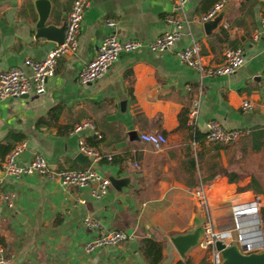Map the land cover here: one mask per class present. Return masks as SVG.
Wrapping results in <instances>:
<instances>
[{
    "label": "crops",
    "instance_id": "crops-1",
    "mask_svg": "<svg viewBox=\"0 0 264 264\" xmlns=\"http://www.w3.org/2000/svg\"><path fill=\"white\" fill-rule=\"evenodd\" d=\"M32 1L0 0V71L16 66L28 75L23 60H40L56 45L34 37L37 13ZM217 1L186 0L176 7L173 0H91L80 23L76 50L57 60L44 91L0 100V161L7 153L3 146L23 141L29 152L26 160L32 153L40 154L52 171L91 166L107 179H126L117 190L109 184L104 196L96 199L88 187L61 186L38 174L16 179L0 168V195L15 193L12 207L0 198V260L4 261L0 264H146L137 250L143 237L161 241L157 264L183 258L191 264H208V252L196 244L181 257L169 241L190 232L199 218L192 191L204 185L213 225L219 230L232 228L233 204L254 197L264 203L262 194L237 190L250 180L241 165L264 151V145L259 151L247 145L251 130L264 128V42L251 38L264 15V0H223L222 8L209 19L212 26L205 28L201 15ZM69 4L70 0H50L49 22L59 24ZM171 14H178L182 27L169 48L121 53L97 80L78 81L79 69L109 31L105 18L115 20L119 39L147 42L169 29L164 17ZM191 43L199 45L205 64H218L225 47L240 48L244 62L230 74L199 78L175 54ZM197 94L198 131L204 133L205 122L216 120L227 129H247V134L233 145L194 142L185 112ZM243 100L250 102L248 110L240 108ZM179 114L185 116L183 126ZM84 120L93 128L73 132ZM153 131L166 137L160 150L138 137L140 132ZM79 137L86 142L93 138V147L109 159L79 163L74 158ZM240 145L245 147L242 159ZM231 174L242 177L228 182ZM84 215L98 219L105 230L133 233L134 238L113 246L114 250L85 253L83 246L94 231L83 225Z\"/></svg>",
    "mask_w": 264,
    "mask_h": 264
},
{
    "label": "built area",
    "instance_id": "built-area-1",
    "mask_svg": "<svg viewBox=\"0 0 264 264\" xmlns=\"http://www.w3.org/2000/svg\"><path fill=\"white\" fill-rule=\"evenodd\" d=\"M185 1L173 0L176 7H180ZM90 2L91 0H70L61 43L54 45L40 60L24 59L23 64L29 68L28 75L25 74L22 68L16 66L0 71V100L9 97H20L29 93L36 95L44 91L47 80L54 74L57 60L76 50L80 23L84 11ZM222 5L223 0L215 2L201 15L202 21L212 18L222 8ZM164 21L169 26V29L152 40L144 42L134 37L119 39L114 32L115 20L105 18L103 20L104 26L109 31L100 38L95 47L94 55L79 69L77 74L78 81L81 84H87L97 80L107 71L108 67L121 53L132 52L140 48H146L150 52H160L169 48L180 36L182 21L178 14L166 15ZM251 38L252 40L260 38L264 42V15L259 17L258 28L252 32ZM175 54L181 63L194 69L199 78L230 74L242 66L244 62L243 52L238 47L223 48L221 61L215 65L205 64L202 61L197 43H191L178 49ZM198 102L199 95L197 94L185 112L186 125L190 129H194L197 125ZM250 107L251 104L248 100H243L240 104L242 110H248ZM89 128H93L92 123L89 120H84L76 125L72 131L78 132ZM247 132V129L242 128L227 129L222 127L216 120H208L205 122L204 141L229 145L244 137ZM138 137L153 150H160L166 144L165 135L159 131L140 132ZM24 149L25 143L20 141L3 156L0 161V168L3 174L16 179L25 175L38 174L48 180L56 181L61 186L88 187L90 196L96 199L101 198L106 193L109 186L108 179L91 166L83 169L52 171L48 168L45 159L40 154L32 153L29 159L22 161L19 156ZM77 149L80 153L86 155L91 163L103 157L109 159V156L102 155L82 137L77 139ZM203 188L204 185L200 184L191 193L197 207V214L201 219V234L196 245L208 252V264H219L221 257L219 252L214 249V241L220 240L225 244H239L242 241L250 242L251 239L248 240L252 235L250 231L255 230V232H258L260 230L257 217L260 201L257 197H254L246 202L233 204L231 206L232 228L219 230L213 225L209 204L206 201ZM0 198L7 207H12L15 193H2ZM240 204H242V207L238 209V205ZM245 206L247 207L243 208ZM246 210L249 211V214L243 216ZM247 216L251 217L249 224H245ZM82 223L86 229L94 231V234L83 246L85 253L92 252L98 248L116 246L122 242L131 241L134 238L133 233L122 230H105L100 221L90 215H84ZM233 234H235V240L233 239ZM250 244L252 245L246 244L245 252L255 251V249L262 246L259 243ZM0 261L4 262L3 260Z\"/></svg>",
    "mask_w": 264,
    "mask_h": 264
},
{
    "label": "water",
    "instance_id": "water-1",
    "mask_svg": "<svg viewBox=\"0 0 264 264\" xmlns=\"http://www.w3.org/2000/svg\"><path fill=\"white\" fill-rule=\"evenodd\" d=\"M32 2L37 13V18L34 23V37H43L47 40L53 41L55 44L61 43L65 25V14L60 18L59 24L55 25L49 22L50 0H33ZM204 22L203 26L209 28L212 26L211 23L213 21L207 20ZM80 131L81 132L79 133H83L86 129ZM28 153V150H23L19 156L20 159L25 161ZM74 158L79 163H84L88 159L86 155L80 152L77 153ZM108 181L109 184L117 190L123 183H125L126 179L109 176ZM16 217L18 218L17 215ZM195 221L196 222L190 232L178 234L169 238L170 243L181 257L184 256L185 251L189 247L197 243L199 235L201 234V219L196 217ZM250 242L259 243L262 246L264 245L261 230L257 232ZM213 246L220 254L221 261L219 264H264V246L260 250L249 252H245V241H242L239 244H225L220 240H215ZM107 249L114 250L115 248L110 246L107 247Z\"/></svg>",
    "mask_w": 264,
    "mask_h": 264
},
{
    "label": "trees",
    "instance_id": "trees-1",
    "mask_svg": "<svg viewBox=\"0 0 264 264\" xmlns=\"http://www.w3.org/2000/svg\"><path fill=\"white\" fill-rule=\"evenodd\" d=\"M178 121H179V125L182 126L185 125V116L183 117V115L181 116V114H179ZM13 138L17 141H20L21 139V137L18 136H13ZM191 138L193 139L194 142L201 143L202 140H204V133L198 131L197 128L195 127L193 133H191ZM87 143L93 146L95 145V140L93 138H87ZM247 145L251 151H259L261 147L264 145V128H260V127L253 128L250 132ZM12 147L13 146L9 144L3 146L6 152H8ZM214 147L219 148L220 146L215 145ZM241 150L243 154L245 151V147L241 146ZM211 177H214V174H212ZM240 178H241L240 176L231 174L227 176V181L235 182ZM263 184H264L263 180H261L260 178L257 179L253 176V174H250L249 183L246 184L244 187L237 188V190H241L245 188L251 190L255 194H262L264 196ZM258 220H259V228L260 230L262 229V237L264 241V203L260 205L258 208ZM137 250L146 264H157L161 260L162 245L160 240L146 238V237L140 238L138 241ZM174 264H191V261L188 258H183L181 260H177Z\"/></svg>",
    "mask_w": 264,
    "mask_h": 264
},
{
    "label": "rangeland",
    "instance_id": "rangeland-1",
    "mask_svg": "<svg viewBox=\"0 0 264 264\" xmlns=\"http://www.w3.org/2000/svg\"><path fill=\"white\" fill-rule=\"evenodd\" d=\"M233 144H235V143H233ZM233 144H231V145H233ZM240 147H241V145H240ZM263 152L258 153V155H255L254 157L252 156L253 158L249 159L246 163H244L245 166L241 165V169L243 172L247 171L246 175H248V176L250 174L257 175L261 180L264 181V153ZM243 154L241 153L239 155L240 159L245 157V156H243ZM239 161L240 160H235V162L240 165ZM240 177H242V176H240ZM263 187H264V184H263ZM239 203H241V202H239ZM261 234H262V229H261ZM233 239L235 240V234H233ZM263 246L258 247L255 250H260L263 248Z\"/></svg>",
    "mask_w": 264,
    "mask_h": 264
},
{
    "label": "bare ground",
    "instance_id": "bare-ground-1",
    "mask_svg": "<svg viewBox=\"0 0 264 264\" xmlns=\"http://www.w3.org/2000/svg\"><path fill=\"white\" fill-rule=\"evenodd\" d=\"M241 207H242V204H240V205H238V209H241ZM247 206H245V207H243V208H246ZM247 214H249V211L248 210H246V213L243 215V216H245V215H247ZM251 222V217L250 216H247V221H245V224H249ZM250 232H252V235L248 238V240H252L253 239V237L256 235V233L257 232H255V230H253V231H250ZM255 234V235H254ZM246 242V244L247 245H252V244H250L251 242H249V241H245ZM253 244H257V243H253Z\"/></svg>",
    "mask_w": 264,
    "mask_h": 264
}]
</instances>
